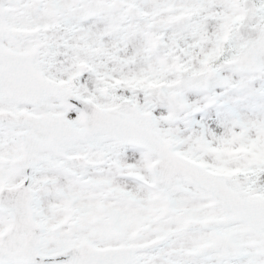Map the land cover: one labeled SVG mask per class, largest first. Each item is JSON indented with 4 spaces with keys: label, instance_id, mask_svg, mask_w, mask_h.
<instances>
[{
    "label": "snow or ice",
    "instance_id": "snow-or-ice-1",
    "mask_svg": "<svg viewBox=\"0 0 264 264\" xmlns=\"http://www.w3.org/2000/svg\"><path fill=\"white\" fill-rule=\"evenodd\" d=\"M0 264H264V0H0Z\"/></svg>",
    "mask_w": 264,
    "mask_h": 264
}]
</instances>
